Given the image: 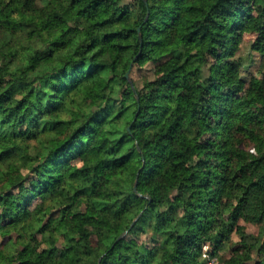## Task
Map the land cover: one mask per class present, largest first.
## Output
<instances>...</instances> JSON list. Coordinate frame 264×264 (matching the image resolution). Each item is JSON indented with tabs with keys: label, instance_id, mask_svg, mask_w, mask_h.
I'll return each mask as SVG.
<instances>
[{
	"label": "trees",
	"instance_id": "1",
	"mask_svg": "<svg viewBox=\"0 0 264 264\" xmlns=\"http://www.w3.org/2000/svg\"><path fill=\"white\" fill-rule=\"evenodd\" d=\"M254 55L264 0H0V264H264Z\"/></svg>",
	"mask_w": 264,
	"mask_h": 264
},
{
	"label": "rangeland",
	"instance_id": "2",
	"mask_svg": "<svg viewBox=\"0 0 264 264\" xmlns=\"http://www.w3.org/2000/svg\"><path fill=\"white\" fill-rule=\"evenodd\" d=\"M250 39H251L250 37H245V39L241 45L240 55L242 57H246L249 54V41H250ZM263 66H264V62H263L262 58L259 57L258 55L257 56L254 55L253 60L249 61L246 64L245 69L248 73L259 76L260 72L263 69ZM239 223H240V225L245 226V229L240 234H233L232 235V242L230 244L231 248H238L241 242L242 243H248L250 241V235L256 236L258 233V227L257 226L251 225L248 223L245 224L242 221H240ZM6 241H7V238H5V239L0 238V250L5 251V252L7 251ZM225 254L227 255L228 252L225 251ZM208 255H209V253H208ZM204 261H205V259H204ZM205 264H206V261H205Z\"/></svg>",
	"mask_w": 264,
	"mask_h": 264
},
{
	"label": "built area",
	"instance_id": "3",
	"mask_svg": "<svg viewBox=\"0 0 264 264\" xmlns=\"http://www.w3.org/2000/svg\"><path fill=\"white\" fill-rule=\"evenodd\" d=\"M202 251H203L202 252V256L205 259L206 264H218L216 258L211 257L210 255H208V253H207V245L203 246Z\"/></svg>",
	"mask_w": 264,
	"mask_h": 264
},
{
	"label": "water",
	"instance_id": "4",
	"mask_svg": "<svg viewBox=\"0 0 264 264\" xmlns=\"http://www.w3.org/2000/svg\"><path fill=\"white\" fill-rule=\"evenodd\" d=\"M138 30H139V29H138ZM136 57H137V55L135 56V58H136ZM131 66H132V63L130 64V68H131ZM128 72H129V71H128ZM128 72L126 73L125 77L130 81V79H129V75H128ZM135 187H136V182H135V184H134V189H135ZM138 217H139V215L133 219V221L131 222L130 226H132V225L135 223V221L138 219ZM125 234H126V231L123 232V233H121V234L119 235L118 238L123 237Z\"/></svg>",
	"mask_w": 264,
	"mask_h": 264
}]
</instances>
